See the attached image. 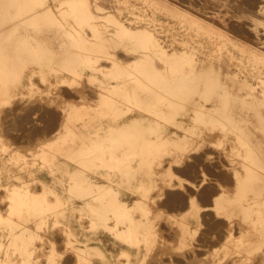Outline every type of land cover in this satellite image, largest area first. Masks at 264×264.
Returning a JSON list of instances; mask_svg holds the SVG:
<instances>
[{"label": "rangeland", "instance_id": "374dc122", "mask_svg": "<svg viewBox=\"0 0 264 264\" xmlns=\"http://www.w3.org/2000/svg\"><path fill=\"white\" fill-rule=\"evenodd\" d=\"M123 1L0 0V83L12 79L14 85L29 88L26 98L10 104L0 103V122L5 116V109L11 111L10 108H13L14 115H31L29 117L25 114L29 117L28 121L24 122L28 130L34 125H41L43 122L40 117L43 115L49 117L50 114H44L45 108V111H52L58 117L60 132L62 126L65 130L63 121L73 113L78 116H90L88 127L82 130L88 131L90 139L87 143L90 144L84 147L88 146L93 156L89 155L91 157L88 165L95 170L79 172L78 182H86L87 179L102 182L108 174L114 172L120 174L121 181L126 179L130 168L140 164L154 183L136 192L148 196L146 200L149 201L138 206L151 207V210H154V219L158 214L165 215V210L157 204L158 199L163 196L164 186L174 189L178 187L176 189L190 196L189 205L197 212V222L200 219L199 229L192 233L188 240L193 261H204L206 264H244L245 261V264H264V0ZM175 1L179 2L181 7ZM245 2H249L248 5ZM174 4L175 6H172ZM145 5V11L139 12V8ZM208 24L223 34H206L205 27ZM237 27H242V31ZM197 42H204L208 47L212 45L221 48V58L214 57L217 52L212 55L209 49L198 45ZM195 66L197 67L194 68ZM39 73L49 84L40 80ZM94 81H98L99 85L94 84ZM99 93L101 101L97 103ZM71 97L74 100H71ZM183 99H186V102ZM88 102L92 105L97 103L99 109L95 110L94 106L86 105ZM135 120L142 121V130L155 131L157 138L142 139L140 144H135V140L125 137L123 132L132 130ZM28 122H33L32 127H29L31 124ZM236 135L238 138H234ZM54 136L56 135L46 139L47 153L58 135L55 138ZM228 137L234 140L229 142ZM92 147L101 149L95 151ZM19 148L10 150L5 145L2 152H6L9 157L16 152L18 162H27V159L31 158L29 163L37 164L38 158L36 153L34 154L38 152L37 145L33 146L34 150L29 151V156L18 153L21 151ZM191 149H195L197 154L204 152V162L218 161L225 171H229L230 180L225 183L219 180L213 182L203 165L199 166L198 171L201 173V180L197 178L193 181L177 172L187 161H191L190 153L194 152ZM211 149L216 154L211 152ZM15 162V167L20 165ZM51 167L52 169L46 172L47 180L53 182L59 178L69 179V172L56 171L53 165L47 164V168ZM68 182L59 187H39L37 182L26 188L0 186V211L34 210L36 204L33 201L37 200L42 202L41 206L45 209L64 210L71 205V195L118 194L116 188L106 191L104 184L100 183L102 186L92 185L91 182L89 186H70ZM212 182L218 186L216 194L211 197V204L203 205L197 201L196 195L189 194L188 188L193 192L197 189L198 193L200 188L197 187ZM22 191L27 193V196H24V199H28L27 204L21 201L23 195L17 196L21 195ZM205 210L213 212L216 218H223L224 224L204 237L200 232L206 228L201 215ZM141 212L139 208L129 211L132 222H118L112 213L108 214L105 227L109 230L115 228L113 230L116 231L111 237L118 239L117 231H122L127 226H132L133 222L139 221L143 217ZM182 212H174L169 217L180 220L184 215ZM199 237L203 238L202 242L196 241ZM98 238L80 236L79 248L85 249L90 255L98 253L104 249ZM198 242L202 244L199 245ZM15 253L14 262L17 264L21 252ZM47 254L48 250L45 255ZM84 256L85 252L78 253V264L83 261ZM123 259L121 255L117 258L119 263H122ZM98 261L101 262V257Z\"/></svg>", "mask_w": 264, "mask_h": 264}, {"label": "crops", "instance_id": "0c3cea01", "mask_svg": "<svg viewBox=\"0 0 264 264\" xmlns=\"http://www.w3.org/2000/svg\"><path fill=\"white\" fill-rule=\"evenodd\" d=\"M28 95L29 88H26L24 85H14L12 83V79L6 80L5 83H0L1 104H10L15 100L24 99ZM12 110L13 108H11V111L8 110L9 112H6L7 116L1 120L2 123L0 122V186L26 188L32 183L37 182V186L39 187H59L63 186L65 182L67 184V181H69L68 183H70V186H89L91 183L92 185L104 184L106 191L116 188L118 194L108 195L105 193L101 195H71V200L69 201L71 205L64 210L57 208L49 210L45 209L44 206H41L42 202L37 200L35 202L33 201V203L36 204V209L34 210L22 209L6 212L0 211V264H15L14 260H16V258L13 256L15 255V251L21 252L17 258V261L19 260V263L17 264H78V253L81 251L85 252V256L80 264H168V262L169 264H205L204 261H193V259H191L193 258V255L189 253V236L199 228L197 222V212L192 210V205L186 209L177 210L184 212H182L184 214L183 218L178 221L177 219L169 217V215L171 216V214L177 211L169 212L167 210L168 208L160 206L159 203L163 196L159 198L157 204H159V208L166 210L163 212L165 215L158 214L157 218L154 219L153 213H151L153 212L151 207L138 206L141 203H146L148 201L146 200L148 197L146 195L136 194V192L139 191V189L141 190L151 185L152 182L154 183V180L149 178L144 169L141 168L140 164L130 168L129 172L125 176L126 179H121V181L120 174L118 172H114L110 175L108 174L106 176L107 178L102 180V182H96L97 180L95 179H87L86 182H78L77 179L79 172L95 170L88 165L89 157L92 156L88 148L90 143H87L90 139L87 135L88 131L82 130V128L88 127L87 123L90 116H78L73 113L67 120L63 121L65 130H63L62 126V130L59 132V126L57 125L59 122L58 117L52 115L47 118L43 115L40 118H42L41 120L44 119L42 122L45 121L47 124L45 125V123H42V129L39 124L37 126L40 128L33 126L35 128L33 130L32 127V132L30 133V128L28 130L23 128L25 127L23 122H27L28 117L25 115H13ZM14 116L17 118H12ZM22 116L25 120H27H21L23 119ZM18 117H21V119L17 120L19 119ZM49 118H51V120ZM7 120L10 121L11 125L7 122ZM20 121L23 123L21 126H19L21 123ZM13 122H17L16 125H13L15 124ZM133 123V129L127 130L123 133L126 135L125 137L135 140V144H140L142 139L157 138V133L155 131L142 130V121L135 120ZM3 124L4 129L2 127ZM7 124H9L10 127L6 126ZM18 127L20 129L22 128L23 131L22 129H18ZM93 127L98 126H92V128ZM13 128H15L16 132ZM36 129L42 130L41 132L43 134L39 132L40 130L37 132ZM20 131H22L23 134H21ZM11 132L12 134L15 133L16 136L15 134L11 135ZM33 133H36L37 135H33ZM8 134L10 135L8 136L9 138L7 137ZM40 134L42 135L40 136ZM28 135H32V138ZM38 135L39 137H37ZM53 135L58 136H54V138L56 137L54 139L55 141L52 142V146L47 153L45 151V139H50ZM17 136H19L18 139ZM16 139L18 141H16ZM25 139L27 141L24 142ZM86 144H88V146L84 147ZM5 145L7 148L21 147V151L18 153L25 156H29V151L31 149L34 150L33 146L37 145L38 152H34L38 158L37 164L33 165L29 163L31 158L27 159L29 162H18L19 160H17L16 152L13 154L11 153L12 155L9 157L2 152ZM27 145L29 149L26 147ZM92 148L95 151H99L101 149L100 147ZM15 159L17 160L16 162L14 161ZM13 161L15 163H20V165L15 167L13 165ZM47 164L53 165V169L56 171L69 172V179L59 178L53 180V182L47 180L46 172L47 170L52 169V167L47 168ZM73 182H75V184H73ZM17 196H22L21 201L23 204L28 203V199H24V196H27L25 191H22L21 195L17 194ZM135 208L142 210L141 213L143 214V217L139 219V221L133 222L132 226L130 225L122 231H117V233H119L118 239L111 237V235L116 231L114 232L113 230L115 228L109 230L105 227L106 216L112 213L118 222H120V220L131 221V212L129 213V211L134 210ZM162 217L164 219H162ZM173 235L176 240L173 238ZM80 236H86L87 238L90 236L99 237L98 241L101 242L104 249L98 253L90 255L85 249L79 248ZM166 244L169 245L167 246ZM47 250L48 254L45 255L44 253L47 252ZM62 251H65L66 253ZM120 255L124 257L122 263H119L117 260ZM181 255L183 258L180 259ZM57 256L59 258H57ZM99 257H101V262L98 261ZM166 257H169V260H167Z\"/></svg>", "mask_w": 264, "mask_h": 264}, {"label": "bare ground", "instance_id": "6f19581e", "mask_svg": "<svg viewBox=\"0 0 264 264\" xmlns=\"http://www.w3.org/2000/svg\"><path fill=\"white\" fill-rule=\"evenodd\" d=\"M123 1V0H122ZM134 1H136V0H134ZM139 1H141V0H139ZM158 1V0H157ZM168 1V0H167ZM166 1V2H167ZM173 1V0H172ZM202 1V0H201ZM207 1V0H206ZM230 1V0H229ZM245 1V0H244ZM246 1H248V0H246ZM256 1V0H255ZM124 2V1H123ZM175 2H177V1H175ZM183 2V1H182ZM184 2H186V1H184ZM187 2H188V0H187ZM197 2H199V1H197ZM254 2V1H253ZM263 2V1H262ZM162 3V2H161ZM172 3V2H171ZM179 5H180V3L179 2H177ZM190 3V2H189ZM209 3V2H208ZM213 3V2H212ZM245 3H247V2H245ZM249 3V2H248ZM248 3H247V5H248ZM255 3H257V2H255ZM261 3V2H260ZM120 4V3H119ZM194 4H196V2L194 3ZM202 4V3H201ZM205 4V3H204ZM99 5V4H98ZM124 5V4H123ZM246 5V4H245ZM263 5V4H262ZM100 6H101V4H100ZM107 6V5H106ZM172 6H175V4L174 5H172ZM177 6V5H176ZM184 6V5H183ZM146 5L144 6V7H141V8H139L141 11H139V12H142V11H145L144 9H146ZM170 7V6H169ZM180 7H181V5H180ZM208 7V6H207ZM212 7H213V5H212ZM218 7V6H217ZM241 7V6H240ZM60 8V7H59ZM183 8V7H182ZM190 8V7H189ZM206 8V7H205ZM204 8V9H205ZM214 8V7H213ZM235 8V7H234ZM237 8V7H236ZM239 8V7H238ZM245 8V7H244ZM254 8V7H253ZM106 9V8H105ZM120 9V8H119ZM150 9V8H149ZM174 9V8H173ZM179 9V8H178ZM185 9V8H184ZM209 9H211V8H209ZM177 10V9H176ZM190 10H192V9H190ZM189 10V11H190ZM236 10V9H235ZM248 11H250L249 9H247ZM108 11V10H107ZM114 10H112V12H113ZM180 11H181V9H180ZM188 11V10H187ZM194 11V10H193ZM203 11V10H202ZM148 12H149V10H148ZM195 12H197V11H195ZM195 12H194V14H195ZM222 12V11H221ZM237 12V11H236ZM241 12V11H240ZM242 12H246V11H242ZM252 12V11H251ZM114 13V12H113ZM180 13H183V12H180ZM186 13V12H185ZM193 13V12H192ZM191 13V14H192ZM100 14V13H99ZM153 14V13H152ZM154 14H155V12H154ZM158 14V13H157ZM193 14V15H194ZM200 14V13H199ZM201 15V14H200ZM203 15V14H202ZM261 15V14H260ZM139 16V15H138ZM157 16H159V14L157 15ZM166 16V15H165ZM204 16V15H203ZM140 17V16H139ZM169 17V16H168ZM191 17V16H190ZM206 17V16H205ZM261 17V16H260ZM264 17V16H263ZM170 18V17H169ZM207 18V17H206ZM209 18V17H208ZM121 19V18H120ZM172 19V18H171ZM196 19H198V18H196ZM195 19V20H196ZM201 19V18H200ZM203 19V18H202ZM210 19V18H209ZM209 19H207L208 21H209ZM213 19V18H212ZM212 19H211V23H212ZM264 19V18H263ZM215 20V19H214ZM176 21V20H175ZM174 21V22H175ZM201 21V20H200ZM233 21V20H232ZM104 22V21H103ZM198 22V21H197ZM203 22H205V21H203ZM243 22V21H242ZM199 23V22H198ZM217 23H218V21H217ZM232 23V22H231ZM239 23V22H238ZM244 23H246V22H244ZM248 23V22H247ZM50 24V23H49ZM104 24V23H103ZM128 24V23H127ZM177 24H179V23H177ZM201 24V23H200ZM216 23H214V25H215ZM218 24H220L221 25V23H218ZM241 24V23H240ZM240 24H239V26H240ZM243 24V23H242ZM249 24H251V23H249ZM140 25V24H139ZM171 25V24H170ZM202 25V24H201ZM244 25H246V24H244ZM138 26V25H137ZM179 26V25H178ZM216 26V25H215ZM230 26V25H229ZM234 26V25H233ZM236 26V25H235ZM238 26V25H237ZM242 26V25H241ZM18 27V26H17ZM130 27V26H129ZM214 27V26H213ZM245 27V26H244ZM258 27V26H257ZM29 28V27H28ZM78 28V27H77ZM176 28V27H175ZM179 28V27H178ZM235 28V27H234ZM237 28H240V27H237ZM242 28V27H241ZM241 28H240V31H242L241 30ZM255 28V27H254ZM112 29V28H111ZM250 29V28H249ZM249 29H248V32H249ZM260 29V28H259ZM113 30V29H112ZM199 30V29H198ZM226 30V29H225ZM224 30V31H225ZM246 30V29H245ZM251 30V29H250ZM26 31V30H25ZM84 31V30H83ZM108 31V30H107ZM109 31H110V29H109ZM181 31V30H180ZM233 31V30H232ZM111 32V31H110ZM183 32V31H182ZM215 32H217V33H215ZM226 32H228V31H226ZM234 32V31H233ZM243 32H244V29H243ZM253 32H256V31H253ZM252 32V33H253ZM10 33V32H9ZM13 33V32H12ZM21 33V32H20ZM86 33V32H85ZM191 33V32H190ZM193 33V32H192ZM205 33L206 34H218L219 36H221L223 33H221L219 30H216V29H214V28H212L211 26H209V24L205 27ZM232 33V32H231ZM231 33H229V34H231ZM237 33V32H236ZM245 33V32H244ZM247 33V32H246ZM251 33V32H250ZM249 33V34H250ZM259 33H261V32H259ZM18 34V33H17ZM17 34L15 35V36H17ZM40 34V33H39ZM87 34V33H86ZM102 34V33H101ZM227 34V33H226ZM233 34V33H232ZM231 34V35H232ZM30 35V34H29ZM28 35V36H29ZM194 35V34H193ZM233 35H235V34H233ZM251 35V34H250ZM35 36V35H34ZM156 36V35H155ZM184 36V35H183ZM209 36V35H208ZM253 36V35H252ZM258 36V35H257ZM14 37V36H13ZM230 37V36H229ZM240 37V36H239ZM244 37V36H243ZM246 37V36H245ZM251 37V36H250ZM254 37V36H253ZM259 37V36H258ZM261 37V36H260ZM29 38V37H28ZM27 38V39H28ZM182 38V37H181ZM201 38V37H200ZM232 38V37H231ZM236 38V37H235ZM263 38V37H262ZM17 39V38H16ZM16 39H14V40H16ZM237 39H239V38H237ZM236 39V40H237ZM249 39V38H248ZM32 40V39H31ZM30 40V41H31ZM243 40V39H242ZM26 41V40H25ZM58 41V40H57ZM71 41V40H70ZM178 41V40H177ZM193 41V40H192ZM206 41V40H205ZM204 41V42H205ZM208 41V40H207ZM241 41V40H240ZM248 41V40H247ZM253 41V40H252ZM255 41V40H254ZM253 41V42H254ZM258 41V40H257ZM23 42V41H22ZM204 42H197L198 43V45H200V46H202V47H205V48H207V49H209V51H210V53L212 54V55H214V53H216L217 52V55H215L214 57H216V58H221V48H219V47H217V46H212V45H209L210 47H208V45H206ZM209 42V41H208ZM238 42V41H237ZM251 42V41H250ZM249 42V43H250ZM256 42V41H255ZM262 42V41H261ZM21 43V42H20ZM34 43V42H33ZM242 43V42H241ZM240 43V44H241ZM244 43V42H243ZM19 44V43H18ZM27 44V43H26ZM25 44V45H26ZM251 44V43H250ZM257 45H258V43H256ZM28 45V44H27ZM238 45H239V43H238ZM55 46V45H54ZM60 47V46H59ZM160 46H157V48H159ZM176 47V46H175ZM39 48V47H38ZM173 48V47H172ZM256 48V47H255ZM260 48V47H259ZM262 48H264V47H262ZM261 48V49H262ZM230 49H232V48H230ZM196 51H197V49H195ZM108 51V50H107ZM169 51V50H168ZM142 52V51H141ZM254 52V51H253ZM259 52H261L260 50H259ZM176 53V52H175ZM264 53V52H263ZM134 54V53H133ZM200 54V53H199ZM227 54V53H226ZM99 56H101V55H99ZM225 56V55H224ZM175 57V56H174ZM198 57V56H197ZM226 57V56H225ZM262 57V56H261ZM92 58V57H91ZM228 58V57H227ZM264 58V57H263ZM119 59V58H118ZM189 59V58H188ZM80 60V59H79ZM191 60V59H190ZM226 60V59H225ZM183 61V60H182ZM218 61V60H217ZM122 62V61H121ZM177 62H179V61H177ZM189 62V61H188ZM187 62V63H188ZM193 62V61H192ZM220 61H218V63H219ZM233 62H234V60H233ZM215 63V62H214ZM224 63H226V62H224ZM223 63V64H224ZM263 63V62H262ZM180 64V63H179ZM203 64H204V62H203ZM187 65V64H186ZM191 65H192V63H191ZM221 65V64H220ZM85 66V65H84ZM102 66V65H101ZM184 66H185V64H184ZM183 67V66H182ZM197 66H195L194 68H196ZM223 67V66H222ZM248 67V66H247ZM259 67V66H258ZM187 68V67H186ZM189 68H191V67H189ZM188 68V69H189ZM231 69V68H230ZM201 70V69H200ZM215 70V69H214ZM220 70V69H219ZM225 70H226V68H225ZM229 70V69H228ZM227 70V71H228ZM196 71V70H195ZM227 73V72H226ZM232 74V73H231ZM34 75V74H33ZM33 75H31V76H33ZM193 75V74H192ZM38 77L40 78V80H42L43 82H45L46 84H49L48 83V81L46 80V79H44L43 77H42V75L39 73L38 74ZM188 77H190L189 75H188ZM135 81V80H134ZM31 83V82H30ZM82 84V83H81ZM94 84H96V85H99V82L98 81H94ZM36 85V84H35ZM40 85V84H39ZM93 85V84H92ZM175 85V84H174ZM76 87V86H75ZM49 88H51V87H49ZM61 88H62V86H61ZM78 88V87H77ZM77 88H75L76 90H77ZM81 88V87H80ZM127 88V87H126ZM125 88V89H126ZM42 89V88H41ZM62 89H64V88H62ZM73 89V88H72ZM51 90V89H50ZM71 90V89H70ZM69 90V91H70ZM74 90V89H73ZM124 90V89H123ZM241 91H243V90H241ZM240 91V92H241ZM84 92V91H83ZM129 92V91H128ZM239 92V93H240ZM62 93H64V92H62ZM66 93V92H65ZM77 93V92H76ZM75 93V94H76ZM79 93V92H78ZM82 93V92H81ZM87 93H89V92H87ZM95 93V92H94ZM31 94V93H30ZM74 94V93H73ZM49 95V94H48ZM47 95V96H48ZM59 95H60V93H59ZM68 95V94H67ZM86 95V94H85ZM262 95H264V93L262 92ZM33 96V95H32ZM50 96V95H49ZM62 96V95H61ZM66 96V95H65ZM83 96H84V94H83ZM87 96V95H86ZM27 97V96H26ZM36 97V96H35ZM40 97H41V95H40ZM133 97V96H132ZM50 98V97H49ZM51 98H53V97H51ZM67 98V97H66ZM77 98H79V97H77ZM80 98H81V100L83 99L81 96H80ZM135 98V97H134ZM246 98V97H245ZM98 100H97V103H99V101H101V94L99 93L98 94V98H97ZM129 99V98H128ZM26 100V99H25ZM37 100V99H36ZM71 100H74L72 97H71ZM70 100V101H71ZM89 100V99H88ZM133 100H135V99H133ZM184 100V99H183ZM186 100V99H185ZM184 100V101H185ZM20 101V100H19ZM19 101H17V102H19ZM31 101V100H30ZM34 101V100H33ZM32 101V102H33ZM43 101V100H42ZM57 101H58V99H57ZM84 101V100H83ZM127 101V100H126ZM161 101V100H160ZM36 102V101H35ZM73 102V101H72ZM162 102V101H161ZM186 102V101H185ZM201 102V101H200ZM9 103V102H8ZM49 103V102H48ZM51 103V102H50ZM75 103V102H74ZM79 103H81V102H79ZM78 103V104H79ZM97 103H95L94 105H92L91 103H87L86 105H88V106H94V109L95 110H98L99 109V106H98V104ZM126 103V102H125ZM153 103V102H152ZM166 103H167V101H166ZM20 104H21V102H20ZM20 104H18L17 106H19ZM27 104H29L28 103V100H27ZM31 104V103H30ZM35 104V103H34ZM37 104V103H36ZM39 104V103H38ZM71 104V103H70ZM138 104V103H137ZM44 105V104H43ZM55 105V104H54ZM57 105V104H56ZM76 105V104H75ZM263 105H264V103H263ZM17 106H16V108H17ZM30 106V105H29ZM33 106V105H32ZM49 106V105H48ZM69 106V105H68ZM134 106V105H133ZM132 106V107H133ZM143 106V105H142ZM8 107H9V105H8ZM14 108H15V106H13ZM21 107V106H20ZM24 107H25V105H24ZM37 107V106H36ZM58 107V106H57ZM59 107H60V105H59ZM26 108V107H25ZM24 108V109H25ZM29 108V107H28ZM32 108V107H31ZM53 107H51V109H52ZM126 108V107H125ZM136 108H137V106H136ZM157 108V107H156ZM155 108V109H156ZM0 109H2V108H0ZM11 109V108H10ZM34 109V108H33ZM36 109V108H35ZM49 109H50V107H49ZM58 109V108H57ZM128 109V108H127ZM132 109V108H131ZM166 109H168V108H166ZM20 110H22V109H20ZM20 110H19V112H20ZM26 110H28V109H26ZM37 111H38V109H36ZM41 110H42V107H41ZM40 110V111H41ZM66 110H67V108H66ZM5 111H6V109H5ZM5 111H4V115L5 116H7L6 114H5ZM13 111V110H12ZM24 111V110H23ZM35 111V110H34ZM43 111V110H42ZM128 111V110H127ZM7 113L9 112L8 110L6 111ZM25 112V111H24ZM30 112V111H29ZM33 112V111H32ZM54 112V111H53ZM128 112H130V111H128ZM134 112H135V110H134ZM153 112H154V110H153ZM34 113V112H33ZM43 113V112H42ZM95 113V112H94ZM156 113V112H155ZM161 113V112H160ZM3 114V113H2ZM25 114H27L28 115V113H24V115ZM44 114L45 115H47V114H50L49 115V117L50 116H52V115H54L53 113H52V111H49V110H46L45 111V108H44ZM131 114V113H130ZM129 114V115H130ZM14 115V114H13ZM18 115V114H17ZM22 115H23V113H22ZM36 115V114H35ZM34 115V117H36ZM43 115V114H42ZM127 115V114H126ZM134 115V114H133ZM132 115V116H133ZM141 115V114H140ZM164 115V114H163ZM2 117H3V115H1ZM4 116V117H5ZM12 116V115H11ZM18 116H21L20 115V113H19V115ZM29 116V115H28ZM31 116V115H30ZM29 116V117H30ZM41 115L39 114V117H40ZM59 116V115H58ZM29 117H28V119H29ZM165 117V116H164ZM164 117H162L163 119H164ZM1 118V117H0ZM12 118H15V116L14 117H12ZM17 118V117H16ZM15 118V119H16ZM19 119H17V120H20L21 119V117H18ZM22 118L23 119H21V120H25L24 119V117L22 116ZM48 118V117H47ZM129 118V117H128ZM132 118V117H131ZM255 118V117H254ZM2 119V118H1ZM10 119V118H9ZM14 119V120H15ZM31 119V118H30ZM34 119V118H33ZM36 119V118H35ZM50 120H51V118H49ZM124 119V118H123ZM13 120V119H12ZM16 120V121H17ZM27 120V119H26ZM25 120V121H26ZM44 120V119H43ZM42 120V121H43ZM104 120V119H103ZM125 120H127L126 119V117H125ZM196 120V119H195ZM46 121H47V119H46ZM117 121V120H116ZM163 121V120H162ZM7 122H9V124L11 125V123H10V121L9 120H7ZM21 122V121H20ZM19 122V123H20ZM55 122V121H54ZM102 122V121H101ZM125 122V121H124ZM151 122V121H150ZM157 122V121H156ZM155 122V123H156ZM1 123H2V121H1ZM4 123V122H3ZM13 123H15V124H13ZM12 124L13 125H16V123L17 122H13ZM24 123V122H23ZM22 122L20 123V125L19 126H21V124H23ZM28 123H30V122H28ZM33 123V122H32ZM32 123H30L31 124V126H29V127H32ZM43 123H45V121L43 122ZM120 123V122H119ZM163 123V122H162ZM168 123V122H167ZM9 124H7L6 126H9L10 127V125ZM27 124V123H26ZM35 124V123H34ZM33 124V125H34ZM42 124V123H41ZM47 123H45V125H46ZM51 124V123H50ZM118 124V123H117ZM151 124V123H150ZM157 124V123H156ZM160 124V123H159ZM18 125V124H17ZM28 125V124H27ZM43 125V124H42ZM113 126H114V124H112ZM223 125H225V124H223ZM222 125V126H223ZM2 126V125H1ZM24 126H26V125H24ZM35 126V125H34ZM39 126H41L40 124H39ZM39 126H36V128L37 127H39ZM169 126V125H168ZM3 129H4V124H3ZM23 127V126H22ZM16 128V127H15ZM15 128H13L14 129V131H15ZM23 128H26V127H23ZM34 128L35 127H33V130H34ZM40 128V127H39ZM170 128V127H169ZM218 128V127H217ZM7 129V128H6ZM5 129V130H6ZM11 129H12V127H11ZM10 129V130H11ZM18 129H20L19 127H18ZM22 129V128H21ZM20 129V130H21ZM27 129V128H26ZM29 129V128H28ZM41 129H42V126H41ZM31 130V131H30ZM30 130H29V132L31 133L32 132V129L30 128ZM37 130V129H36ZM36 130H35V132H36ZM40 130V129H39ZM39 130H37V132L39 131ZM235 130V129H234ZM3 131V130H2ZM13 131V132H14ZM22 131H23V129H22ZM22 131H20V133L21 134H23L22 133ZM27 131V130H26ZM25 131V132H26ZM42 130H40L39 132H41ZM46 131L48 132V130L46 129ZM45 131V132H46ZM160 131V130H159ZM5 132V131H4ZM16 132V131H15ZM28 132V131H27ZM162 132V131H161ZM160 132V133H161ZM166 132H167V130H166ZM172 132V131H171ZM3 133V132H2ZM7 133V132H6ZM6 133H5V135H6ZM42 133V132H41ZM168 133V132H167ZM1 134V133H0ZM11 135H14V134H12V132L10 133ZM21 134H19V135H21ZM24 134H26V133H24ZM37 135L36 133H33V135ZM43 134V133H42ZM42 134H40V136L42 135ZM48 134V133H47ZM103 134V133H102ZM221 134V133H220ZM233 134V133H232ZM27 135V134H26ZM205 135V134H204ZM203 135V136H204ZM8 136H10L9 134L7 135V137ZM15 136H16V134H15ZM30 138H32V135H28ZM103 136V135H102ZM181 136V135H180ZM179 136V137H180ZM6 137V136H5ZM12 137H14V136H12ZM18 137L19 136H17V139H18ZM37 137H39V135L37 136ZM9 138V137H8ZM26 138H28V137H26ZM46 138V137H45ZM234 138H238V135H236ZM10 139H11V137H10ZM9 139V140H10ZM13 139H15V138H13ZM16 139V141H18ZM34 139V138H33ZM33 139H31V140H33ZM38 139V138H37ZM148 139H150V138H148ZM175 139V138H174ZM213 139V138H212ZM216 139V138H215ZM226 139V138H225ZM20 140V139H19ZM46 140V139H45ZM177 140V139H176ZM179 140V139H178ZM195 140V139H194ZM206 140V139H205ZM209 140V139H208ZM228 140H229V142L230 141H233L234 139L232 138V137H228ZM14 141V140H13ZM25 141H27L26 139L24 140V142ZM30 141V140H29ZM38 141H39V139H38ZM41 141H43V140H41ZM173 141V140H172ZM209 141H211V140H209ZM15 142V141H14ZM21 142V141H20ZM22 142H23V140H22ZM32 142V141H31ZM153 142V141H152ZM226 142V141H225ZM205 143V142H204ZM203 143V144H204ZM21 144H23V143H21ZM36 144V143H35ZM172 144V143H171ZM232 144V143H231ZM17 145V144H16ZM28 145H29V143H28ZM28 145L26 146V147H28ZM1 146V145H0ZM35 146V145H34ZM203 146V145H202ZM207 146V145H206ZM226 147H227V145H226ZM234 147V146H233ZM18 148V147H17ZM23 148H24V146H23ZM189 148V147H188ZM201 148V147H200ZM199 148V149H200ZM20 150H21V147L19 148ZM28 149H29V147H28ZM92 149V148H91ZM156 149V148H155ZM10 150H11V148H10ZM24 150V149H23ZM32 150V149H31ZM191 150H195V149H191ZM212 150V149H211ZM221 150H222V148H221ZM19 151V150H18ZM26 151V150H25ZM24 151V152H25ZM158 151V150H157ZM242 151V150H241ZM23 152V153H24ZM33 152V151H32ZM104 152V151H103ZM170 152H172V151H170ZM176 152V151H175ZM179 152V151H178ZM195 152V151H194ZM194 152H192V153H190L191 154V156H190V159H191V161H187L186 162V164L184 165V167H183V165L181 166L182 168H180V170L178 171L177 170V172H179V173H181V174H183L184 176H187V177H189L190 179H192L193 181H194V179H200L201 178V173H199L198 171H199V166H204V168H205V172H207L208 173V175L211 177V179L213 180V182L215 181V180H219V181H224V183H225V181H229L230 180V178H231V175L227 172V171H225V169L223 168V167H221L219 164H218V161H217V163L216 162H204L203 161V155H205L204 154V152H202V153H200V154H197L196 152L194 153ZM200 152H201V150H200ZM211 152H213L214 154H216L215 153V151L214 150H212ZM231 152V151H230ZM6 153V152H5ZM159 153H163L162 151L160 152L159 151ZM210 153V152H209ZM193 154V155H192ZM197 154V155H196ZM208 154V153H207ZM17 156V155H16ZM105 156V155H104ZM184 156V155H183ZM207 156H209V155H207ZM218 156V155H217ZM214 157V156H213ZM216 157V156H215ZM223 157V156H222ZM180 158V157H179ZM184 158H186V156L184 157ZM183 158V159H184ZM213 159V158H212ZM228 159V158H227ZM25 160V159H24ZM156 160V159H155ZM175 160V159H174ZM177 160V159H176ZM185 160V159H184ZM183 160V161H184ZM220 160V159H219ZM36 161V160H35ZM27 162H29V161H27ZM37 162V161H36ZM161 162V161H160ZM179 162V161H178ZM223 162V161H222ZM12 163V162H11ZM220 163V162H219ZM231 163V162H230ZM175 164V163H174ZM178 166H180V165H178ZM152 167V166H151ZM203 168V167H202ZM223 168V169H222ZM230 168V167H229ZM234 168V167H233ZM172 169V168H171ZM232 169V168H231ZM233 170V169H232ZM11 171V170H10ZM163 171V170H162ZM201 171V170H200ZM17 172V171H16ZM165 172V171H164ZM163 173V172H162ZM206 173V174H207ZM10 174V173H9ZM155 174V173H154ZM160 174V173H159ZM41 175V174H40ZM178 175V174H177ZM233 175V174H232ZM45 176V175H44ZM181 177V176H180ZM39 178H41V177H39ZM184 178V177H183ZM235 178V177H234ZM43 179H44V177H43ZM169 179V178H168ZM167 179V180H168ZM123 180V179H122ZM201 180V179H200ZM199 180V181H200ZM212 180H210V181H212ZM160 181V180H159ZM159 181H157V182H159ZM164 181V180H163ZM178 181H182V180H178ZM32 182V181H31ZM162 182V181H161ZM209 183V184H206V185H204V186H202V187H197V188H200V190L198 191V193H197V189H195L196 190V192L194 191H192V189L191 188H188V186H187V188H188V190L190 191V193L189 194H193L194 196L196 195V197H197V201H200L201 202V204H203V205H205V204H211L210 203V201H211V197L213 196V195H215L216 194V191H217V186L215 185V183ZM14 183V182H13ZM222 183V182H221ZM40 184V183H39ZM70 184V183H69ZM169 184V183H168ZM188 184V183H187ZM17 185V184H16ZM152 185V184H151ZM171 185V184H170ZM169 185V186H170ZM182 185V184H181ZM189 185V184H188ZM25 186V185H24ZM161 186V185H160ZM184 186V185H183ZM197 186V185H196ZM3 187V186H2ZM29 187V186H28ZM165 187V186H164ZM162 188V190H163V198L160 200V206H162V207H166V208H168L167 210L169 211V212H174V211H177V210H180V209H186L187 207H189L190 205V203H189V197L190 196H188L187 194H184L183 193V191H181V190H179V189H176V188H178V187H176L175 189L174 188ZM168 187V186H167ZM233 186H231V188H232ZM93 188V187H92ZM91 188V189H92ZM184 188H185V186H184ZM226 188H227V186H226ZM229 188V187H228ZM4 189V188H3ZM8 189V188H7ZM30 189V188H29ZM152 189V188H151ZM45 190V189H44ZM66 190V189H65ZM28 191V190H27ZM49 191V190H48ZM8 192V191H7ZM45 192H47V191H45ZM95 192V191H94ZM32 193V192H31ZM43 193H44V191H43ZM150 193H151V191H150ZM158 193V192H157ZM49 194V193H48ZM152 194V193H151ZM3 195V194H2ZM44 195V194H43ZM53 195V194H52ZM156 195V194H155ZM5 196V195H4ZM40 196V195H39ZM49 196V195H48ZM150 196V195H149ZM162 196V195H161ZM148 197V196H147ZM44 198V197H43ZM54 198V197H53ZM7 199V198H6ZM150 199V198H149ZM158 199V198H157ZM2 200V199H1ZM153 200V199H152ZM159 200V199H158ZM45 201V200H44ZM45 202H47V201H45ZM148 202V201H147ZM158 202V201H157ZM4 203V202H3ZM3 203H2V205H3ZM6 203V202H5ZM104 203V202H103ZM196 203V202H195ZM213 204V203H212ZM159 207V206H158ZM211 207V206H210ZM154 208V207H153ZM156 208V207H155ZM208 209V208H207ZM154 211V210H153ZM166 211V210H165ZM198 211H199V209H198ZM208 211V212H207ZM181 212V211H180ZM1 213V212H0ZM152 213V212H151ZM223 213V212H222ZM176 214V213H175ZM164 215V214H163ZM199 215V214H198ZM201 215H202V221L204 222L203 224H204V226L206 227V228H203L202 230H201V232H200V234L201 235H203L204 237L206 236V235H208L210 232H212V231H214V229L217 227H220V226H222L223 224H224V219L223 218H216V216H215V214L213 213V212H211V211H209V210H205L203 213H201ZM222 216L224 215V213L223 214H221ZM133 216V215H132ZM232 216V215H231ZM230 216V217H231ZM134 217V216H133ZM198 217V216H197ZM225 217H226V214H225ZM209 218V219H208ZM226 218H228V217H226ZM253 218V217H252ZM162 219H164L163 217H162ZM42 221V220H41ZM109 221V220H108ZM121 221V220H120ZM178 221V220H177ZM199 221H200V219H199ZM198 221V222H199ZM36 222V221H35ZM43 222H45V221H43ZM62 222H64V221H62ZM230 222V221H229ZM239 222V221H238ZM86 223V222H85ZM126 224V223H125ZM173 224V223H172ZM225 224H226V222H225ZM231 224V223H230ZM110 225V224H109ZM170 225V224H169ZM200 225V224H199ZM198 225V226H199ZM220 225V226H219ZM227 225V224H226ZM112 226V225H111ZM237 226V225H236ZM243 226V225H242ZM60 227V226H59ZM229 227V226H228ZM245 227V226H244ZM171 228V227H170ZM199 229V228H198ZM119 230V229H118ZM168 230H169V227H168ZM172 230V229H171ZM180 230V229H179ZM219 230V229H218ZM163 231V230H162ZM176 231H177V229H176ZM176 231H175V233H176ZM194 231V230H193ZM196 231V230H195ZM221 231V230H220ZM229 231V230H228ZM115 232V231H114ZM168 232H170V231H168ZM173 232H174V230H173ZM232 232H233V229H232ZM246 233V232H245ZM62 234H64V233H62ZM62 234H61V236H62ZM195 234H197V233H195ZM255 234H257V233H255ZM163 235V234H162ZM170 235V234H169ZM175 235V234H174ZM174 235H173V238H174ZM217 235H219V233L217 234ZM224 235V234H223ZM235 235V234H234ZM177 236V235H176ZM175 236V237H176ZM193 236H194V234H193ZM215 236V235H214ZM232 236V235H231ZM51 237V236H50ZM159 237V236H158ZM164 237V236H163ZM240 237V236H239ZM223 238V237H222ZM236 238V237H235ZM175 239V238H174ZM216 239V238H215ZM246 239V238H245ZM33 240V239H32ZM71 240V239H70ZM74 240V239H73ZM138 240V239H137ZM165 240V239H164ZM163 240V241H164ZM176 240V239H175ZM202 240H203V238L202 237H199V239L198 240H196V241H201L202 242ZM256 240V239H255ZM36 241V240H35ZM34 241V242H35ZM44 241V240H43ZM72 241V240H71ZM166 241V240H165ZM169 241V240H168ZM210 241V240H209ZM232 241V240H231ZM42 242V241H41ZM47 242V241H46ZM173 242H175V241H173ZM190 242V241H189ZM206 242V241H205ZM176 243V242H175ZM209 243V242H208ZM208 243H207V245H208ZM212 243H214L213 241H212ZM233 243V242H232ZM244 243V242H243ZM41 244V243H40ZM43 244V243H42ZM49 244V243H48ZM165 244V243H164ZM197 244H199V242L197 243ZM200 244H202V243H200ZM199 244V245H200ZM33 245V244H32ZM167 245V244H166ZM169 245V244H168ZM167 245V246H168ZM198 245V246H199ZM206 245V244H205ZM212 245V244H211ZM211 245H209L210 247H211ZM29 246V245H28ZM34 246V245H33ZM192 246V245H191ZM203 246V245H202ZM208 246V247H209ZM37 247V246H36ZM50 247V246H49ZM159 247V246H158ZM190 247V246H189ZM27 248V247H26ZM215 248H217V247H215ZM219 248V247H218ZM11 249V248H10ZM161 249H163V248H161ZM166 249V248H165ZM191 249V248H190ZM193 249H195V248H193ZM207 249V248H206ZM32 250V249H31ZM156 250V249H155ZM168 250H170V249H168ZM175 250V249H174ZM185 250V249H184ZM204 250V249H203ZM202 250V251H203ZM210 250V249H209ZM11 251V250H10ZM9 251V252H10ZM172 251V250H171ZM188 251V250H187ZM194 251V250H193ZM217 251V250H216ZM222 251V250H221ZM16 252V251H15ZM37 252V251H36ZM59 252V251H58ZM62 252H65V251H62ZM207 252V251H206ZM233 252V251H232ZM40 253V252H39ZM46 253V252H45ZM44 253V254H45ZM66 253V252H65ZM167 253V252H166ZM188 253V252H187ZM190 253H192L191 251H190ZM194 253V252H193ZM210 253V252H209ZM230 253V252H229ZM16 254V253H15ZM28 254V253H27ZM29 254H30V252H29ZM177 254V253H176ZM227 254V253H226ZM256 254H258V252L256 253ZM42 255V254H41ZM147 255H149V254H147ZM161 255V254H160ZM164 255V254H163ZM174 256H175V254H173ZM173 255H171V256H173ZM190 255V254H189ZM211 255V254H210ZM13 256H15V255H13ZM40 256V255H39ZM155 256V255H154ZM220 256V255H219ZM232 256H234V255H232ZM259 256H262V255H259ZM17 257V256H16ZM35 257V256H34ZM157 257V256H156ZM155 257V258H156ZM175 257H177V256H175ZM180 257V256H179ZM191 257V256H190ZM193 257V256H192ZM201 258H202V256H200ZM253 257H255V255L253 256ZM41 258V257H40ZM57 258H59L58 256H57ZM150 258V257H149ZM164 258V257H163ZM167 258V257H166ZM181 258H183L182 257V255H181V257H180V259ZM197 258V257H196ZM228 258H230V256L228 257ZM37 259H39V258H37ZM178 259V258H177ZM204 259V258H203ZM210 259V258H209ZM231 259V258H230ZM229 259V260H230ZM243 259V258H242ZM253 259V258H252ZM251 259V260H252ZM257 259V258H256ZM10 260H13V259H10ZM30 260V259H29ZM62 260V259H61ZM65 260V259H64ZM159 260V259H158ZM167 260H169V257L167 258ZM176 260V259H175ZM195 260V259H194ZM200 260V259H199ZM15 261V260H14ZM31 261V260H30ZM35 261V260H34ZM37 261V260H36ZM146 261H147V259H146ZM145 261V262H146ZM148 261H150V260H148ZM154 261H155V259H154ZM153 261V262H154ZM209 261V260H208ZM207 261V262H208ZM215 261V260H214ZM223 261V260H222ZM227 261V260H226ZM231 261V260H230ZM250 261V260H249ZM253 261H255V259L253 260ZM151 262V261H150ZM157 262V261H156ZM160 262V261H159ZM164 262V261H163ZM167 262V261H166ZM177 262V261H176ZM188 262V261H187ZM203 262V261H202ZM210 262V261H209ZM16 263H18V262H16ZM31 263V262H30ZM162 263V262H161ZM165 263V262H164ZM192 263V262H191ZM224 263V262H223ZM222 263V264H223ZM231 263V262H230ZM245 263H246V261H245ZM244 263V264H245ZM56 264V263H55ZM168 264H169V262H168ZM197 264V263H196ZM203 264V263H202ZM206 264V263H205ZM208 264V263H207ZM226 264V263H225ZM239 264V263H238Z\"/></svg>", "mask_w": 264, "mask_h": 264}]
</instances>
